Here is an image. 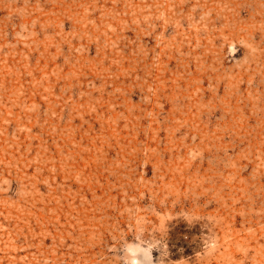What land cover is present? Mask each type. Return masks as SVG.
<instances>
[{"label":"rangeland","instance_id":"374dc122","mask_svg":"<svg viewBox=\"0 0 264 264\" xmlns=\"http://www.w3.org/2000/svg\"><path fill=\"white\" fill-rule=\"evenodd\" d=\"M0 264H264V0H0Z\"/></svg>","mask_w":264,"mask_h":264}]
</instances>
